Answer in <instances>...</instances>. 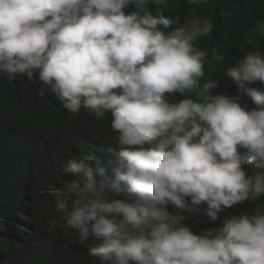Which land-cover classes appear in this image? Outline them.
<instances>
[{"label": "clouds", "instance_id": "9594fccd", "mask_svg": "<svg viewBox=\"0 0 264 264\" xmlns=\"http://www.w3.org/2000/svg\"><path fill=\"white\" fill-rule=\"evenodd\" d=\"M165 2L0 0L2 123L77 151L49 228L88 264H264V213L224 216L264 196V53L225 73L254 108L214 95L196 46L212 21L153 15ZM257 36L259 20L247 43ZM184 212L214 228L195 234Z\"/></svg>", "mask_w": 264, "mask_h": 264}, {"label": "trees", "instance_id": "16d2710c", "mask_svg": "<svg viewBox=\"0 0 264 264\" xmlns=\"http://www.w3.org/2000/svg\"><path fill=\"white\" fill-rule=\"evenodd\" d=\"M149 7L157 16L179 15L182 21L192 18L211 20L212 33L196 41L198 48L208 50L203 61L205 75L201 84L208 79L215 80L219 85L212 89L214 95L222 92L242 106L246 104L249 110L255 107L252 98L240 93L225 73L247 53H264V38L257 36L252 44L247 43L257 20L264 22V0H207L200 4L166 0L164 4ZM132 11V5L125 9L126 14ZM212 49L224 56L223 62L213 59ZM0 92L7 97L2 88ZM15 98L20 107L24 105L20 96ZM186 98L180 94V101ZM192 99L198 100L194 95ZM4 114L5 110L0 109V264H88L85 254L71 249L72 241L68 237L49 228V223L57 220L60 213L55 208V190L66 181L59 171L61 162L78 157L77 151L67 149L58 139L48 142L44 136H34L36 124L15 119L19 114L14 117L17 129L2 123ZM247 166V173L251 175L255 171L254 165ZM241 203L242 206L227 211L224 216L235 213L251 216L257 208L264 213V196ZM169 211L175 214L171 205ZM182 214L187 217L183 223L195 234L203 233L207 227V230L214 228L203 212L198 216Z\"/></svg>", "mask_w": 264, "mask_h": 264}, {"label": "bare ground", "instance_id": "6f19581e", "mask_svg": "<svg viewBox=\"0 0 264 264\" xmlns=\"http://www.w3.org/2000/svg\"><path fill=\"white\" fill-rule=\"evenodd\" d=\"M215 91H216V90H215ZM218 92H219V91H218ZM218 92H217V93H218ZM61 123H64V122H63V121H58V122H56L54 127L57 128V126H58L59 124H61ZM44 140H46V139H44ZM44 140H43V141H44Z\"/></svg>", "mask_w": 264, "mask_h": 264}]
</instances>
